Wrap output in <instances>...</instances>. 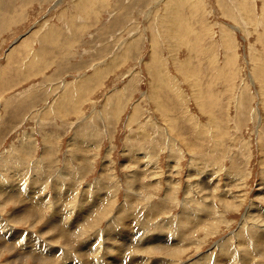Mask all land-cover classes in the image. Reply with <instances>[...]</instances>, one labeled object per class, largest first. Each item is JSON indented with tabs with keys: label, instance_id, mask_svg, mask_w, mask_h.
Segmentation results:
<instances>
[{
	"label": "rangeland",
	"instance_id": "1",
	"mask_svg": "<svg viewBox=\"0 0 264 264\" xmlns=\"http://www.w3.org/2000/svg\"><path fill=\"white\" fill-rule=\"evenodd\" d=\"M121 233L264 264V0H0V264Z\"/></svg>",
	"mask_w": 264,
	"mask_h": 264
},
{
	"label": "bare ground",
	"instance_id": "2",
	"mask_svg": "<svg viewBox=\"0 0 264 264\" xmlns=\"http://www.w3.org/2000/svg\"><path fill=\"white\" fill-rule=\"evenodd\" d=\"M100 207V206H99ZM101 208V207H100ZM97 210V209H96ZM85 211V210H84ZM3 212V211H2ZM33 213V212H32ZM63 213V212H62ZM88 214V213H87ZM107 217V216H106ZM91 218V217H90ZM78 219V218H77ZM20 221V220H19ZM22 221V220H21ZM79 221V220H78ZM98 221V220H97ZM83 222V221H82ZM56 224V223H55ZM54 225V224H53ZM52 225V226H53ZM136 226V225H135ZM33 227V226H32ZM51 227V226H50ZM55 227V226H54ZM127 227V226H126ZM129 227V226H128ZM133 227V226H132ZM52 228V227H51ZM56 229V228H55ZM59 229H61V228H59ZM58 229V230H59ZM137 233V232H136ZM140 233V232H139ZM119 235H120V233H118ZM116 235V238H117V241L115 240V243L113 244V243H111L110 242V245L109 246H105V251H106V254L107 253H109V252H112L111 254H113V256L111 257V258H106V259H100V261H102V263H106V264H122V262L125 260V255H124V253L126 254V257L128 256V254H129V257L130 258H135V257H139V262L137 263V264H146V262L147 261H145V259H144V256H143V254L144 253H147V252H159L160 250L162 251H164V249H167V251H166V258H167V256L169 255L167 252H168V247H164V246H154V247H152L151 249H149L148 248V246L146 247V246H134V245H132L133 244V242H132V240H131V242H129V239H130V237L128 238L127 236H126V234H124L123 235V233H121V236H119V235ZM131 234V233H130ZM129 234V235H130ZM128 235V236H129ZM263 236V235H262ZM9 237V236H8ZM134 237V236H133ZM113 238H115V237H113ZM112 240V239H111ZM17 241V240H16ZM150 241V240H149ZM2 242V241H1ZM4 242V241H3ZM14 242V241H13ZM16 243V242H15ZM14 243V244H15ZM136 243V242H135ZM138 243H139V240H138ZM150 243H151V241H150ZM158 243H159V241H158ZM130 244H131V246H130ZM157 244V243H156ZM160 244V243H159ZM163 244V243H162ZM1 245V244H0ZM128 245L130 246V249H129V247H128ZM140 245H141V243H140ZM152 245V244H151ZM6 246V245H5ZM127 247V248H126ZM150 247V246H149ZM180 247V246H179ZM2 248V247H1ZM109 249H111V251L109 250ZM4 250V249H3ZM11 251V250H10ZM93 250L92 249H89L87 252H92ZM173 252H175V251H173ZM137 253H139L138 255H133L132 256V254H137ZM141 253V254H140ZM172 254V253H171ZM174 254H176V253H174ZM51 255V254H50ZM177 255V254H176ZM175 255V256H176ZM182 255V254H181ZM13 256V255H12ZM28 256V255H27ZM107 256V255H106ZM14 257V256H13ZM26 257V256H25ZM87 257V256H86ZM147 257H149V256H147ZM246 257V256H245ZM16 258V257H15ZM18 258V257H17ZM170 258H172V257H170ZM40 258H37V261H36V259H34V262H35V264H39V262H40V260H39ZM124 259V260H123ZM169 259V258H168ZM44 260V259H43ZM53 259H52V257H47V258H45V260L44 261H46V262H49V263H51V261H52ZM87 260H88V262H87ZM89 258H86V262H84L85 264H91V261L89 262ZM147 260V259H146ZM165 260V259H164ZM16 261V260H15ZM42 261V260H41ZM168 261V260H167ZM170 261V260H169ZM178 261V260H177ZM228 261V260H227ZM13 262V261H12ZM245 262V261H244ZM20 263V262H19ZM22 263H24L23 261H22ZM21 263V264H22ZM79 263V262H78ZM158 263V262H157ZM169 263V262H168ZM246 263V262H245ZM25 264V263H24ZM67 264H68V262H67ZM81 264V263H80ZM96 264V263H95ZM156 264V263H155ZM158 264H160V263H158ZM163 264V263H162Z\"/></svg>",
	"mask_w": 264,
	"mask_h": 264
}]
</instances>
